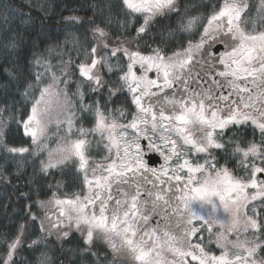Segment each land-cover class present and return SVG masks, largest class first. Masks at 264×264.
Listing matches in <instances>:
<instances>
[{
	"label": "snow or ice",
	"instance_id": "obj_1",
	"mask_svg": "<svg viewBox=\"0 0 264 264\" xmlns=\"http://www.w3.org/2000/svg\"><path fill=\"white\" fill-rule=\"evenodd\" d=\"M54 12L0 0V264H264V0Z\"/></svg>",
	"mask_w": 264,
	"mask_h": 264
},
{
	"label": "trees",
	"instance_id": "obj_2",
	"mask_svg": "<svg viewBox=\"0 0 264 264\" xmlns=\"http://www.w3.org/2000/svg\"><path fill=\"white\" fill-rule=\"evenodd\" d=\"M4 3H8L13 7L24 6L27 4V0H3ZM195 3H209L211 0H194ZM50 8H55V12L52 15L50 21H45L44 27L48 28L52 35L59 34V29L56 26V22L60 20L63 16L70 14L71 8H78L81 0H48ZM23 10L27 12V8L24 7ZM79 15L85 16L83 10L78 12ZM35 18V14L33 15ZM37 26L39 27V21H37ZM115 79V78H114ZM0 81H2V74H0ZM93 99L97 97L92 93H89ZM124 97L120 96L118 102L112 107H119L120 102L123 101ZM83 125L86 128L91 127V121L88 118H84ZM15 126L13 125V128ZM248 139H251V134L249 132ZM99 160V159H98ZM223 162V161H221ZM7 175V174H6ZM11 183L0 182V232L4 231H15L16 225L21 222L22 209L26 201L20 196V193L16 190L19 186L23 191H28V186L25 185L24 181H17L9 177ZM57 180L61 181L63 185L67 186L68 191H76L77 188L74 185L72 174L69 173L67 176L57 175L55 178H49L47 181H41L42 191L46 192L48 190L49 184H54ZM47 197L41 196V199H46ZM35 195L33 194V200ZM67 247V246H66Z\"/></svg>",
	"mask_w": 264,
	"mask_h": 264
},
{
	"label": "rangeland",
	"instance_id": "obj_3",
	"mask_svg": "<svg viewBox=\"0 0 264 264\" xmlns=\"http://www.w3.org/2000/svg\"><path fill=\"white\" fill-rule=\"evenodd\" d=\"M84 118H88L90 121H91V127H92V124H93V117L90 116L89 114L87 113H84L83 114V119L80 121L81 123L83 122ZM54 125H53V129H54ZM85 127V126H84ZM90 128V127H89ZM98 138V137H97ZM55 140H56V137H53V142L50 144L51 147L55 148L56 147V144H55ZM103 149L101 147L100 150H97L95 145H93V159L99 161L102 156H103ZM99 159V160H98ZM219 252V250L217 249V253Z\"/></svg>",
	"mask_w": 264,
	"mask_h": 264
},
{
	"label": "flooded vegetation",
	"instance_id": "obj_4",
	"mask_svg": "<svg viewBox=\"0 0 264 264\" xmlns=\"http://www.w3.org/2000/svg\"><path fill=\"white\" fill-rule=\"evenodd\" d=\"M161 162L162 161H160L159 158L157 157L156 160H155V162H154V164H153V166L158 167L159 166V163H161Z\"/></svg>",
	"mask_w": 264,
	"mask_h": 264
}]
</instances>
